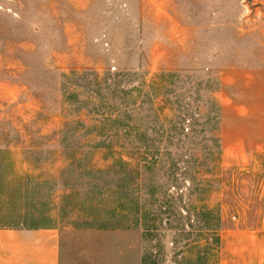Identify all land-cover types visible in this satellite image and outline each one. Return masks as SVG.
I'll use <instances>...</instances> for the list:
<instances>
[{"label":"rangeland","instance_id":"1","mask_svg":"<svg viewBox=\"0 0 264 264\" xmlns=\"http://www.w3.org/2000/svg\"><path fill=\"white\" fill-rule=\"evenodd\" d=\"M253 84L264 0H0V231L219 264L223 228L264 223V126L221 106Z\"/></svg>","mask_w":264,"mask_h":264},{"label":"crops","instance_id":"2","mask_svg":"<svg viewBox=\"0 0 264 264\" xmlns=\"http://www.w3.org/2000/svg\"><path fill=\"white\" fill-rule=\"evenodd\" d=\"M221 106L224 114H233L229 126H264V86L253 84L236 97H223ZM54 229L1 230L0 264H59ZM219 237V264H264V223L258 228L226 227Z\"/></svg>","mask_w":264,"mask_h":264},{"label":"trees","instance_id":"3","mask_svg":"<svg viewBox=\"0 0 264 264\" xmlns=\"http://www.w3.org/2000/svg\"><path fill=\"white\" fill-rule=\"evenodd\" d=\"M219 243H220V239H219Z\"/></svg>","mask_w":264,"mask_h":264}]
</instances>
